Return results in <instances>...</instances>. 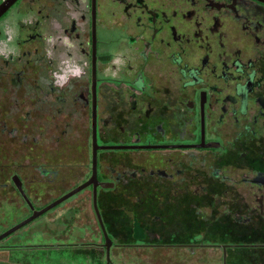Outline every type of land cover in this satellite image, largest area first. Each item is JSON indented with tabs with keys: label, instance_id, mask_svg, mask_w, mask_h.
I'll return each mask as SVG.
<instances>
[{
	"label": "flooded vegetation",
	"instance_id": "af4514ba",
	"mask_svg": "<svg viewBox=\"0 0 264 264\" xmlns=\"http://www.w3.org/2000/svg\"><path fill=\"white\" fill-rule=\"evenodd\" d=\"M3 193L61 200L47 264L264 248V0H0Z\"/></svg>",
	"mask_w": 264,
	"mask_h": 264
},
{
	"label": "rangeland",
	"instance_id": "374dc122",
	"mask_svg": "<svg viewBox=\"0 0 264 264\" xmlns=\"http://www.w3.org/2000/svg\"><path fill=\"white\" fill-rule=\"evenodd\" d=\"M2 200L4 202L15 201L18 205H21L22 198L20 195L14 193H3ZM23 204L20 206L13 205L11 203L4 204L0 209V232L5 228L24 220L29 214V210L26 209ZM56 218V223L61 217L60 209L55 208L50 212H46L36 220L27 224L25 227L19 229L15 233L3 240V243H17L20 245H33L32 247H23L27 249L17 250L12 254L13 259L17 262L19 258L29 257V262L38 264H47L44 260L45 252L38 250V245L45 243L52 239L54 233H56L59 227L52 220ZM51 217V218H50ZM114 217H118L115 213ZM61 231V230H60ZM82 231H85L83 227ZM264 243V240H221L220 243ZM253 249V248H252ZM250 249L249 251H252ZM240 251V250H239ZM229 253V251H228ZM89 255L96 259L95 254L89 253ZM229 254H227V257ZM48 260V264L58 263V256H53ZM234 257V255H233ZM5 258V257H4ZM77 259L79 264H88L85 262V253L78 254ZM111 259L114 264H224L223 251L217 247H197L194 252H191L188 248L184 247H146V246H134V247H118L114 248L111 254ZM237 259V260H236ZM238 260L250 261V264H264V249L258 251L257 254L251 252H244L236 255L235 259L226 264H237ZM90 260H88L89 262ZM15 262V263H16ZM12 263V262H11ZM13 262V264H15ZM18 263V262H17ZM67 261H62L61 264H66Z\"/></svg>",
	"mask_w": 264,
	"mask_h": 264
},
{
	"label": "water",
	"instance_id": "95a60500",
	"mask_svg": "<svg viewBox=\"0 0 264 264\" xmlns=\"http://www.w3.org/2000/svg\"><path fill=\"white\" fill-rule=\"evenodd\" d=\"M74 193H75V192H74ZM74 193L69 194L68 196H71V195H73ZM22 194H23V196L25 197V199L30 203V201H29L27 195H26L24 192H23ZM60 202H61V200H58V201H56V202L50 204L49 206H47V207H45V208H43V209H40V210H36V209L32 208V209H33V213H32V215L29 216L28 218H26L25 220H23L22 222H20L19 224L15 225V226L12 227L11 229L7 230V231L4 232L3 234H1V235H0V241L3 240L4 238H6L7 236H9L10 234L14 233L15 231L19 230L20 228L26 226L27 224H29L30 222H32L33 220H35V219L38 218L39 216L45 214L46 212H48L49 210H51L53 207H55L56 205H58ZM95 206H96V208H95L96 213H97V215H98V217H99V219H100V221H101V223H102V225H103L102 217H101V214H100V210H99V208H98V206H97V203L95 204ZM103 228H104V227H103ZM104 230H105V229H104ZM106 237H108L107 234H106ZM109 242H110L109 239H107V243H106V245L108 246V263H110V261H111V258H110V251H109V249H110ZM225 248H226V246H224V249H225ZM225 259H226V254H225Z\"/></svg>",
	"mask_w": 264,
	"mask_h": 264
},
{
	"label": "trees",
	"instance_id": "16d2710c",
	"mask_svg": "<svg viewBox=\"0 0 264 264\" xmlns=\"http://www.w3.org/2000/svg\"><path fill=\"white\" fill-rule=\"evenodd\" d=\"M253 248V249H252ZM250 249H252V251H249ZM264 249V248H258L255 246H238V247H233V248H229V256L228 258V262L231 263V261H233L236 257V255L238 254H242L244 252H251L252 254H257L259 250ZM240 250V251H239ZM234 255V257H233ZM237 260V259H236ZM237 264H250V261H245V260H238ZM250 262V263H248Z\"/></svg>",
	"mask_w": 264,
	"mask_h": 264
}]
</instances>
